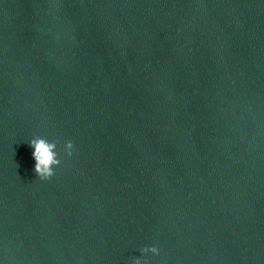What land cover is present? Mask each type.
Instances as JSON below:
<instances>
[{
	"label": "water",
	"instance_id": "95a60500",
	"mask_svg": "<svg viewBox=\"0 0 264 264\" xmlns=\"http://www.w3.org/2000/svg\"><path fill=\"white\" fill-rule=\"evenodd\" d=\"M147 244L264 264V0H0V264Z\"/></svg>",
	"mask_w": 264,
	"mask_h": 264
},
{
	"label": "clouds",
	"instance_id": "9594fccd",
	"mask_svg": "<svg viewBox=\"0 0 264 264\" xmlns=\"http://www.w3.org/2000/svg\"><path fill=\"white\" fill-rule=\"evenodd\" d=\"M31 148V156L34 159L33 171L40 180H47L54 175L55 168L61 163L60 153L57 150V141L45 136L33 135L28 139ZM71 141H67L64 151L71 155ZM140 255L130 257V264H149V254L159 255V248L155 244H147L139 248Z\"/></svg>",
	"mask_w": 264,
	"mask_h": 264
}]
</instances>
